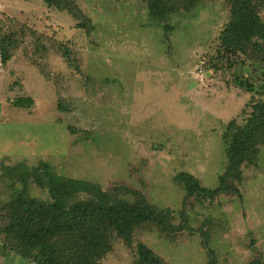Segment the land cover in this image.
<instances>
[{
	"label": "rangeland",
	"instance_id": "374dc122",
	"mask_svg": "<svg viewBox=\"0 0 264 264\" xmlns=\"http://www.w3.org/2000/svg\"><path fill=\"white\" fill-rule=\"evenodd\" d=\"M76 2L78 18L43 0H0V264H36L5 252L2 229L24 166L40 161L114 197L133 202L141 194L171 211L173 232L145 224L132 244L114 236L103 264H140L138 242L167 264H264L263 144L241 167L239 193L189 198L176 179L184 172L219 187L228 125H244L264 104L258 63L223 56L229 1L166 12L152 11L151 0ZM247 79L251 92L240 83ZM23 98L33 105L19 107ZM28 183L30 198H47Z\"/></svg>",
	"mask_w": 264,
	"mask_h": 264
},
{
	"label": "trees",
	"instance_id": "16d2710c",
	"mask_svg": "<svg viewBox=\"0 0 264 264\" xmlns=\"http://www.w3.org/2000/svg\"><path fill=\"white\" fill-rule=\"evenodd\" d=\"M43 1L48 7L68 11L75 18L81 15L76 0ZM196 1L157 0L153 4L151 0L150 8L155 11L162 7L166 12L168 5L172 8ZM228 1L232 17L221 32L223 56L245 55L258 63L262 80L257 91L264 96V0ZM64 55L71 60L69 51ZM1 58L6 63L11 57L4 51ZM251 82L247 79L240 83L251 92ZM33 101L23 98L17 105L31 107ZM223 138L228 144V167L221 185L208 189L192 175L182 172L176 179L183 184L187 197L213 199L224 190L239 193L236 185L242 180V165L253 163L260 144L264 145V104H256L244 125L231 122ZM19 167L14 166L12 171ZM29 178L33 185L46 191V199L30 198ZM21 180L24 186L17 195L18 202L3 212V247L5 252L20 254L36 264H103L113 249L114 236L132 244L136 229L145 224H154L167 234L175 230L169 221L171 211L155 208L143 195L138 194L133 202L114 197L92 182L59 175L45 161L35 167L24 166ZM136 253L140 264H167L142 242L136 244Z\"/></svg>",
	"mask_w": 264,
	"mask_h": 264
},
{
	"label": "built area",
	"instance_id": "2783aa9c",
	"mask_svg": "<svg viewBox=\"0 0 264 264\" xmlns=\"http://www.w3.org/2000/svg\"><path fill=\"white\" fill-rule=\"evenodd\" d=\"M1 7H2V6H1V4H0V9H1Z\"/></svg>",
	"mask_w": 264,
	"mask_h": 264
}]
</instances>
